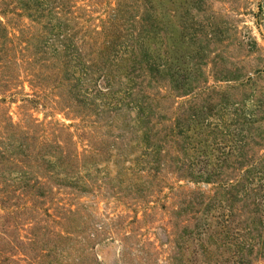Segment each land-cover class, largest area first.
<instances>
[{"label": "rangeland", "instance_id": "374dc122", "mask_svg": "<svg viewBox=\"0 0 264 264\" xmlns=\"http://www.w3.org/2000/svg\"><path fill=\"white\" fill-rule=\"evenodd\" d=\"M0 264H264V0H0Z\"/></svg>", "mask_w": 264, "mask_h": 264}]
</instances>
